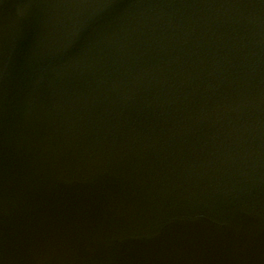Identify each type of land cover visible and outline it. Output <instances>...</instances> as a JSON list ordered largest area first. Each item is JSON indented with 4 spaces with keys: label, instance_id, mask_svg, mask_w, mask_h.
<instances>
[{
    "label": "water",
    "instance_id": "1",
    "mask_svg": "<svg viewBox=\"0 0 264 264\" xmlns=\"http://www.w3.org/2000/svg\"><path fill=\"white\" fill-rule=\"evenodd\" d=\"M0 264H264V0H0Z\"/></svg>",
    "mask_w": 264,
    "mask_h": 264
}]
</instances>
